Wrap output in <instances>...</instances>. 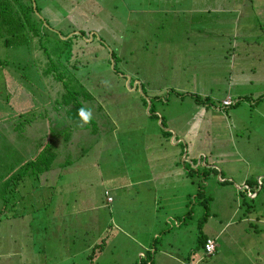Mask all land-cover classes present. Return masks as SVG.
<instances>
[{
	"label": "rangeland",
	"instance_id": "374dc122",
	"mask_svg": "<svg viewBox=\"0 0 264 264\" xmlns=\"http://www.w3.org/2000/svg\"><path fill=\"white\" fill-rule=\"evenodd\" d=\"M32 2L51 45L79 36L88 64L66 70L99 105L89 123L70 122L63 85L39 75L43 54L0 49V264H264V187L238 194L245 180L264 184V26L246 29L243 52L228 38L198 44L172 1ZM112 53L125 77H112ZM32 59L37 73L23 68ZM50 129L71 138L58 147L73 164L4 190ZM200 234L218 236L213 256L196 248Z\"/></svg>",
	"mask_w": 264,
	"mask_h": 264
},
{
	"label": "trees",
	"instance_id": "16d2710c",
	"mask_svg": "<svg viewBox=\"0 0 264 264\" xmlns=\"http://www.w3.org/2000/svg\"><path fill=\"white\" fill-rule=\"evenodd\" d=\"M32 0H0V49L5 48V49H17L20 50L21 48L25 49L24 52L29 51L30 53L33 50H36L37 52L43 54V56L46 58L48 61L46 68L42 69L43 72L42 74L39 72L37 69V65L35 63L34 57L32 59L31 65H28L23 68L29 67V72H32V68L35 69L33 70V73L39 72V75L45 77V76H50L51 78L53 76L54 79L61 83L63 85V89L65 91V94L61 97V101L63 104L64 108V113L63 115L67 120L70 122H79V121H84L83 118L80 116L79 111L81 109L85 110L87 113H92L91 111V105H93L96 102L95 97L84 87V85L77 79L72 81V78H74V73L69 72V70H66V64L71 66V68L74 69L76 72L77 70L83 69L82 66L87 65V62L82 63L81 61V54H84V50L80 47L75 49V41L77 38H79L78 35H72L71 37L64 36V40L58 39L54 44H50L47 39L49 38L48 32L45 31L43 28V20L40 19L36 14L37 12V6L35 5V8L32 6ZM34 4V3H33ZM61 37H63L61 35ZM45 40V43L44 41ZM51 47L49 46V44ZM85 44V43H84ZM39 46V49H38ZM16 50V51H17ZM23 50L20 52H17L16 54H21ZM98 54H94V57H96ZM17 58V57H16ZM74 61H77L79 63L80 67L76 66L74 64ZM108 65H110L113 62L112 70L114 71V78L117 79V77H120V75L124 76L123 72L119 73L117 71V68L115 67V56L112 53L111 54V59H107ZM3 64H7L6 60H1L0 61V66ZM14 69L16 70L19 69L20 67L17 64V59L11 63ZM61 68V69H59ZM68 72L67 74L63 71L64 69ZM73 71V70H72ZM52 73L54 74L53 76ZM120 74V75H119ZM121 76V77H122ZM22 77V76H21ZM125 77V76H124ZM111 78V77H110ZM24 79V77H23ZM126 79V78H123ZM139 82V81H138ZM131 84V81L129 82ZM140 83V82H139ZM141 85V83H140ZM143 92V91H142ZM143 94V93H142ZM179 96V95H176ZM181 97V96H179ZM155 101L157 97L153 98ZM264 99V94L261 95L257 100ZM196 102H198V99H196ZM97 105H99L97 103ZM207 105V104H206ZM150 108L153 109V106L150 105ZM149 114L156 116L154 110L152 112H149ZM52 118L54 116H57L55 114L50 115ZM91 118V116H90ZM29 121H27L28 123ZM52 123V121H50ZM49 122V123H50ZM90 121H88L89 123ZM91 126H93L91 124ZM96 127H93L92 130L89 131L91 135H96ZM87 130V128H85ZM13 130L21 131L18 129V126L14 127ZM61 132L66 134L65 130H57L53 129L49 133V138L45 144H39L35 147V151L33 153V157L31 158L30 161L25 162L23 165L20 166V168L15 169L14 166L10 169V172L8 173L6 177V181L3 183L4 184V190L8 189L10 182L13 187V189H16L18 186L16 185L17 180H21L22 175H26L29 172L33 173L32 175H35V177H29L30 179L36 180L38 179L43 173H46L47 171L50 170V168L55 167V171H59V168L62 170L68 168L71 166L73 163L72 161L74 159L69 158L67 153L58 147L59 143L62 141L64 144L69 142L71 139L70 137H65L61 136ZM90 135V136H91ZM97 141L96 143H98ZM63 144V147L65 145ZM84 155H80L79 157H83ZM80 160L79 158H77ZM60 175L64 174L63 171H59ZM191 173V172H190ZM59 175V176H60ZM58 176V177H59ZM224 179L222 175H220V180ZM250 180H247L245 184L246 187L242 188V191H239L238 194L243 197L249 198L250 200H254L257 197L256 190L262 189L264 187V184L262 181H255V185H252V182L250 183ZM222 184H228V181L220 182ZM253 186V188H251ZM244 190V192H243ZM107 198L106 202L110 203L112 199L108 197L109 193L105 192L104 193ZM203 195L202 191L198 193V196ZM253 195V196H252ZM108 199H111L109 202L107 201ZM211 201V198L206 197L205 199L202 200L201 205L204 207L206 213V216H208V203ZM13 213V212H11ZM1 214V213H0ZM204 221H202L201 226L204 224ZM176 222V221H175ZM170 227L172 224H168ZM175 226H179L176 225ZM210 239L207 238L205 234H200L197 237V249L201 250L204 254L208 255L205 252V243L206 241ZM215 243L214 239H210ZM97 246H94L93 249L91 250V254L94 255L95 253V248ZM215 252H216V243H215ZM214 252V253H215ZM155 253V251L153 252ZM213 253V254H214ZM142 254V253H141ZM208 256H213L208 255ZM92 257L88 258V261L91 260ZM144 260L141 261V264H153L152 260L149 259V256L143 262Z\"/></svg>",
	"mask_w": 264,
	"mask_h": 264
},
{
	"label": "crops",
	"instance_id": "0c3cea01",
	"mask_svg": "<svg viewBox=\"0 0 264 264\" xmlns=\"http://www.w3.org/2000/svg\"><path fill=\"white\" fill-rule=\"evenodd\" d=\"M163 1H167L168 3L172 1L175 4H180L174 6L176 7L174 8L176 9L174 12L176 11L183 15V18L185 19L184 26L186 28L190 29V26H192L189 33L194 36L195 41L198 44L203 43L202 40L204 36L209 37L211 41H221L228 38V42L232 46V49L245 52V45L252 42L246 29L252 23H256L259 27L264 26V0H260L259 3L254 0ZM234 55L235 54L231 56V59H233ZM250 67L254 68L253 65ZM241 98L243 100L248 99V95ZM226 99H230L231 101L230 96H227L222 102ZM246 181L247 180L241 182L240 185L246 187ZM257 181L260 182V179L257 178ZM175 223L176 225L179 224L177 222ZM206 237L216 241L218 236L210 237L206 235ZM140 255L142 254L140 253Z\"/></svg>",
	"mask_w": 264,
	"mask_h": 264
},
{
	"label": "built area",
	"instance_id": "2783aa9c",
	"mask_svg": "<svg viewBox=\"0 0 264 264\" xmlns=\"http://www.w3.org/2000/svg\"><path fill=\"white\" fill-rule=\"evenodd\" d=\"M232 104V102L230 101V99H226L222 102V106L224 107H229L230 105ZM111 199H108V201H110ZM205 252L208 254V255H213V253L215 252V243L208 239L205 243Z\"/></svg>",
	"mask_w": 264,
	"mask_h": 264
},
{
	"label": "clouds",
	"instance_id": "9594fccd",
	"mask_svg": "<svg viewBox=\"0 0 264 264\" xmlns=\"http://www.w3.org/2000/svg\"><path fill=\"white\" fill-rule=\"evenodd\" d=\"M232 105V104H231ZM230 105V106H231ZM229 106V107H230ZM224 108H228V107H224ZM79 114H80V116L83 118V120H84V122H88L89 121V119H90V113H87V112H85V110H83V109H81L80 111H79Z\"/></svg>",
	"mask_w": 264,
	"mask_h": 264
}]
</instances>
